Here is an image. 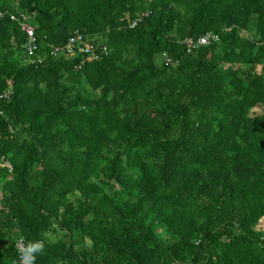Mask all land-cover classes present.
<instances>
[{"label":"trees","instance_id":"1","mask_svg":"<svg viewBox=\"0 0 264 264\" xmlns=\"http://www.w3.org/2000/svg\"><path fill=\"white\" fill-rule=\"evenodd\" d=\"M263 216L264 0H0V264H264Z\"/></svg>","mask_w":264,"mask_h":264},{"label":"built area","instance_id":"2","mask_svg":"<svg viewBox=\"0 0 264 264\" xmlns=\"http://www.w3.org/2000/svg\"><path fill=\"white\" fill-rule=\"evenodd\" d=\"M21 19L18 17L11 15V19H16L19 23L20 29L25 32L26 34V40L24 43V48L26 50V53L28 57L26 59H33V55L36 54L38 51V46L35 43V36H34V29L33 26L28 22L29 20L25 15L19 14ZM211 38L216 39V36L212 35L211 33H207L203 36H200L197 40L198 43L205 44L210 41ZM103 51H106V46L101 45L100 47ZM87 53L91 59H98L99 58V52L91 42H88L84 35L79 31L75 30L73 31L65 41V43L59 45V46H53L50 49V53L53 56L59 57H71L74 56L75 53ZM8 93L2 94V97H6ZM6 165L9 167V163L6 162ZM27 241H25L22 237L18 238L15 242V248L17 252V248L21 246L22 244H26ZM18 254V253H17ZM19 259V256H18Z\"/></svg>","mask_w":264,"mask_h":264},{"label":"clouds","instance_id":"3","mask_svg":"<svg viewBox=\"0 0 264 264\" xmlns=\"http://www.w3.org/2000/svg\"><path fill=\"white\" fill-rule=\"evenodd\" d=\"M45 251L43 241H28L17 248L19 259L13 261V264H36L38 255H42Z\"/></svg>","mask_w":264,"mask_h":264},{"label":"rangeland","instance_id":"4","mask_svg":"<svg viewBox=\"0 0 264 264\" xmlns=\"http://www.w3.org/2000/svg\"><path fill=\"white\" fill-rule=\"evenodd\" d=\"M256 228L264 231V216L260 218L258 224L256 225Z\"/></svg>","mask_w":264,"mask_h":264}]
</instances>
